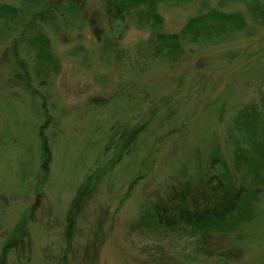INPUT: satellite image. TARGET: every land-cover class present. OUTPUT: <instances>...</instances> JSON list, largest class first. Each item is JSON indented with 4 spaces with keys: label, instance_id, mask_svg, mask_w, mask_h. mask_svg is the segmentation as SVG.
I'll list each match as a JSON object with an SVG mask.
<instances>
[{
    "label": "rangeland",
    "instance_id": "rangeland-1",
    "mask_svg": "<svg viewBox=\"0 0 264 264\" xmlns=\"http://www.w3.org/2000/svg\"><path fill=\"white\" fill-rule=\"evenodd\" d=\"M101 3L88 1L89 16L98 22L93 27L105 29L108 26ZM221 4L230 2L197 0L175 9L163 5L164 31L179 33L188 18L203 6L211 10L221 8ZM235 8L221 10L229 12ZM93 27L80 33L84 50L76 46L74 39L69 45L60 40L57 46L62 69L56 80L57 95L49 102L55 105L50 109L57 121L49 131L52 172L39 203L35 189L39 187V123L31 108L36 109L40 118L43 100L38 98L31 103L30 96H17L19 92L13 87L16 83L8 81L3 69L9 45L0 48V253L17 231L22 217L37 203L31 225V251L25 257L30 260L20 261L18 254L12 253L8 264H71L74 253L78 256V251L97 234L102 249L96 264H136L142 249L157 244L149 232L132 230L147 200L154 201L165 193L176 178L180 161L199 148L207 151L204 145L215 134L221 157L229 162L225 123L242 105H262L264 101V31L253 40L200 53L193 49L187 55L188 61L175 69L164 67L133 78L101 69L99 42ZM63 33L59 39H64ZM75 37L80 38L77 34ZM144 39L145 33L129 27L119 46L131 51L135 43ZM229 51L237 52L239 58L231 63L222 62L220 56ZM70 52L77 57L72 58ZM144 92L148 93L147 99L133 109L138 104L134 95L141 102ZM125 107L128 113L115 116L117 110ZM117 120L120 127L130 130L144 123L148 129L136 143L135 152L102 179L85 205L72 243L67 244L65 217L76 187L86 174L107 164L115 154V150L107 152V144ZM152 150H156L154 158L148 159ZM136 178L142 179L132 190L130 185ZM258 234L264 237V228ZM218 243L222 247L230 245L227 239ZM249 246L239 264H264V239Z\"/></svg>",
    "mask_w": 264,
    "mask_h": 264
},
{
    "label": "trees",
    "instance_id": "trees-1",
    "mask_svg": "<svg viewBox=\"0 0 264 264\" xmlns=\"http://www.w3.org/2000/svg\"><path fill=\"white\" fill-rule=\"evenodd\" d=\"M88 1L0 0V48L9 45L3 68L8 81L16 83L13 87L19 92L18 97L30 96L31 103L38 98L43 100L40 118L36 109L31 108L39 123L36 131L40 149V170L36 174L39 187L35 188L38 203L52 172L49 131L57 121L50 109L55 105L49 102L57 95L56 80L62 69L57 46L60 40H64L63 45H69L74 39L76 46L84 50L80 33L92 28L96 21L89 16ZM101 1L100 9L108 27H93V35L99 42L100 67L133 78L164 67L175 69L188 61L187 55L193 49L200 53L253 40L264 31V0H229L230 4L220 5L227 9L237 7L229 12L221 8L209 10L205 5L195 16L189 17L176 34L164 31L162 6L175 9L197 0ZM129 27L146 34V39L135 43L131 51L119 46ZM63 31L64 39H59ZM70 55L77 57L71 52ZM239 56L229 51L220 58L222 62L231 63ZM128 95L125 97L131 100ZM147 96L144 92L140 102L134 95L138 104L133 109L144 103ZM213 103L218 107L217 102ZM124 112L129 110L126 107L117 110L115 116ZM217 117L221 118V113ZM224 126H227L225 142L229 162L221 157L218 134H215L213 140L204 145L207 151L199 148L182 159L167 191L154 201L147 200L140 209L132 230L141 234L149 232L157 244L142 249L136 264H239L249 245L264 239L258 234L264 228V101L262 105H242ZM147 129L144 123L130 130L120 127L117 120L107 144V152L115 150V154L107 164L86 174L76 187L65 217L67 244L72 243L85 205L97 192L102 179L135 152L136 143ZM155 151L149 152L147 158H154ZM140 179L132 182V190ZM36 210L37 203L22 217L17 231L0 253V264H8L12 253H17L20 261L27 257L31 251V225ZM98 238L97 234L78 251V256L74 253L71 264H96L102 249ZM222 239H227L230 245L222 247L218 243Z\"/></svg>",
    "mask_w": 264,
    "mask_h": 264
}]
</instances>
